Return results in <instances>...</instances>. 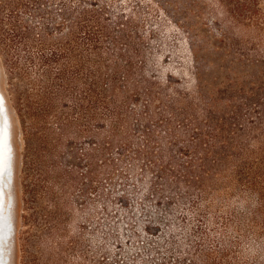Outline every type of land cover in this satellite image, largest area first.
Here are the masks:
<instances>
[{
  "label": "rangeland",
  "instance_id": "rangeland-1",
  "mask_svg": "<svg viewBox=\"0 0 264 264\" xmlns=\"http://www.w3.org/2000/svg\"><path fill=\"white\" fill-rule=\"evenodd\" d=\"M0 90L10 264H264V0H0Z\"/></svg>",
  "mask_w": 264,
  "mask_h": 264
},
{
  "label": "bare ground",
  "instance_id": "bare-ground-1",
  "mask_svg": "<svg viewBox=\"0 0 264 264\" xmlns=\"http://www.w3.org/2000/svg\"><path fill=\"white\" fill-rule=\"evenodd\" d=\"M14 156L11 118L6 100L0 90V238L2 239L0 264H10L9 247L15 231L12 207L10 208L11 217L7 216L8 201L10 198L14 201L11 191L9 194L14 182ZM7 257L9 260H7Z\"/></svg>",
  "mask_w": 264,
  "mask_h": 264
},
{
  "label": "trees",
  "instance_id": "trees-1",
  "mask_svg": "<svg viewBox=\"0 0 264 264\" xmlns=\"http://www.w3.org/2000/svg\"><path fill=\"white\" fill-rule=\"evenodd\" d=\"M78 28L80 29V32L82 31L83 38L85 40H89L90 41V42H87L88 43V46L90 48H92V49L96 48L97 45L99 44V40L97 38V34H96V37H95V34H93L94 33L93 30H91V29L89 30L87 28H85V29L82 30L81 29L82 28V25H80V27H78ZM44 61L45 62L52 61V59L51 58H45ZM205 235H206L205 233H203V232L201 233V236H203L202 237L203 239L205 238ZM225 241H226V236L225 237L223 236L219 240L218 244L216 245L218 252H221L222 255H225L226 254L225 253V250H226L227 247H226V244H224ZM217 250L216 249L206 250V248H203V249L201 248L200 250H198L197 252H199V253H198V255L196 254L197 258H200V256L202 255V251H205L204 252L205 257L202 259V262L200 264H216L215 260H213L214 258H213V255L212 254L215 251H217ZM162 259H166V258L164 256H162ZM178 264H184V261H182V260L179 259ZM193 264H196V263H193ZM229 264H248V262H241V263L240 262H236V263H234L232 261V262H229ZM254 264H257V263H254Z\"/></svg>",
  "mask_w": 264,
  "mask_h": 264
},
{
  "label": "water",
  "instance_id": "water-1",
  "mask_svg": "<svg viewBox=\"0 0 264 264\" xmlns=\"http://www.w3.org/2000/svg\"><path fill=\"white\" fill-rule=\"evenodd\" d=\"M3 201V200H2ZM10 208H11V199H10V202L8 204V213H7V216L11 217V214H10ZM1 210V209H0ZM1 237V236H0ZM2 242V239L0 238V244ZM7 260H8V257H7Z\"/></svg>",
  "mask_w": 264,
  "mask_h": 264
}]
</instances>
